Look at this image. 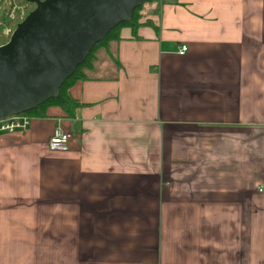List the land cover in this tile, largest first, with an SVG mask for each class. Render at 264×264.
Instances as JSON below:
<instances>
[{"label": "crops", "instance_id": "crops-1", "mask_svg": "<svg viewBox=\"0 0 264 264\" xmlns=\"http://www.w3.org/2000/svg\"><path fill=\"white\" fill-rule=\"evenodd\" d=\"M140 14L70 89L75 119L0 134V264H264V0Z\"/></svg>", "mask_w": 264, "mask_h": 264}, {"label": "water", "instance_id": "water-1", "mask_svg": "<svg viewBox=\"0 0 264 264\" xmlns=\"http://www.w3.org/2000/svg\"><path fill=\"white\" fill-rule=\"evenodd\" d=\"M153 0H29L35 7L0 46V121L55 99L92 47Z\"/></svg>", "mask_w": 264, "mask_h": 264}, {"label": "trees", "instance_id": "trees-1", "mask_svg": "<svg viewBox=\"0 0 264 264\" xmlns=\"http://www.w3.org/2000/svg\"><path fill=\"white\" fill-rule=\"evenodd\" d=\"M43 1V0H40ZM157 0H153L149 3L155 2ZM16 2L19 5H26L27 6V15L33 11L34 5L29 3V0H16ZM147 3V4H149ZM144 6V5H143ZM143 6L135 9L132 14L131 18L128 22L122 23L115 27L111 32L108 33L107 36H105L99 43L94 45L89 52L86 60L79 65L73 72V74L63 82V84L60 87L59 94L55 99H50L47 102L41 104L36 109L25 113L24 115L31 117L32 119H44L46 118V112L50 108H58L64 115L66 119L73 120L75 119V113L77 110L81 109L83 105H81L76 100L72 99L70 96V89L73 87V85L82 80V73L84 70L91 68L94 54L95 52L105 47L110 41H117L119 40V32L123 28H128L131 30L132 35L135 37L137 30L141 27V24L139 23L141 19V10L143 9ZM12 26V25H11ZM16 25L14 24L12 27L14 28ZM4 44L2 42L0 45Z\"/></svg>", "mask_w": 264, "mask_h": 264}, {"label": "built area", "instance_id": "built-area-1", "mask_svg": "<svg viewBox=\"0 0 264 264\" xmlns=\"http://www.w3.org/2000/svg\"><path fill=\"white\" fill-rule=\"evenodd\" d=\"M27 17V6L19 5L16 0H0V44L5 45L12 35L15 27ZM16 25L14 28L13 25ZM12 25V26H11ZM186 47H181L182 55ZM32 121L31 117L24 114L13 116L5 121H0V134H14L25 132ZM70 136L60 130H54L47 148L52 153H65L68 151Z\"/></svg>", "mask_w": 264, "mask_h": 264}, {"label": "rangeland", "instance_id": "rangeland-1", "mask_svg": "<svg viewBox=\"0 0 264 264\" xmlns=\"http://www.w3.org/2000/svg\"><path fill=\"white\" fill-rule=\"evenodd\" d=\"M144 6H145V5H144ZM144 6H143V7H144Z\"/></svg>", "mask_w": 264, "mask_h": 264}]
</instances>
